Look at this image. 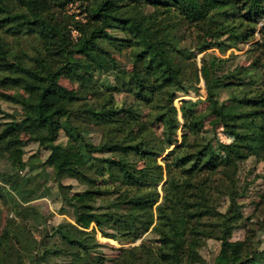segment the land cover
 Here are the masks:
<instances>
[{
  "label": "trees",
  "instance_id": "obj_1",
  "mask_svg": "<svg viewBox=\"0 0 264 264\" xmlns=\"http://www.w3.org/2000/svg\"><path fill=\"white\" fill-rule=\"evenodd\" d=\"M75 1L82 17L66 10ZM263 17L264 0H0V37L8 38L0 41V84L16 87L12 93L0 91V158L9 166L0 171V264H103L102 242L95 233L132 236L144 223L139 211L154 214L170 230L157 231L153 253L141 255L139 264H194L206 234L203 218L223 198L227 209L214 264H264V249L246 236L231 237L241 192L239 164L253 156L264 166V106L254 91L236 94L233 87L239 82L228 80L248 73V67L220 74L227 58L210 52L199 71L194 62L192 73L183 65L195 55L185 46L187 35L197 52L237 47L253 38L257 25L262 31ZM117 44L134 49L126 91L135 100H147L149 93L153 97L145 114L148 126L141 132L134 129L141 114L113 100L114 84L106 86L109 97L94 104L59 82L63 72L71 78L81 71L113 72L117 60L110 49ZM199 72L212 126L222 124L232 137L229 143L207 137L211 128L204 127L205 115L195 114L190 99L181 101L186 118L178 140L174 99L197 89ZM250 84L261 86L264 77ZM220 91L226 96L219 97ZM25 92H34L33 98ZM4 102L11 108H4ZM231 103L236 110L227 108ZM122 112L133 115L131 124L117 119ZM84 121L96 125L99 143L87 138ZM154 121L164 125L165 157L176 169L170 181H163L161 164L139 165L158 154L150 129ZM39 129L44 133L33 134ZM61 130L70 144L58 140ZM29 140L46 150L43 159L27 153ZM112 150L124 158L95 155ZM49 177L56 183L59 209L70 219L47 224L38 237L31 227L47 222L30 201L50 194L49 186H43ZM255 177L264 178V172ZM67 178L81 188L65 183ZM161 181L168 196L158 202Z\"/></svg>",
  "mask_w": 264,
  "mask_h": 264
},
{
  "label": "rangeland",
  "instance_id": "obj_2",
  "mask_svg": "<svg viewBox=\"0 0 264 264\" xmlns=\"http://www.w3.org/2000/svg\"><path fill=\"white\" fill-rule=\"evenodd\" d=\"M94 1V0H93ZM80 3L75 1L66 6V10L69 13L76 14V17H82L80 13ZM264 19V17H263ZM260 26L257 25L255 34L250 41L239 43L237 47L223 46L221 49L218 47H211L203 52L195 51L193 47V37L188 36L185 39V46L194 52L192 59L184 61L183 65L188 66V70L192 73L195 67H201L202 57H205L207 52L215 54L220 58H227L223 67H221L220 74H229L230 71L235 67H245L248 69V73L239 74L228 78V80H237L239 85L234 88V92L240 95H249L254 91V96L258 100V105L264 106V84H250L253 80H258L259 76L264 77V28L259 31ZM117 31H114L116 33ZM72 36L76 37V30L72 29ZM216 39L224 38V35L215 37ZM1 42H8V38L0 37ZM228 44V43H225ZM225 47V48H224ZM111 54L117 60V68L113 72L109 73H96L94 71H81L79 74L71 78L64 72L59 76V82L67 88L76 91L77 96L82 98L83 101H89L97 104L105 98L109 97V92L106 90L107 85L114 84L115 89L111 90L112 98L118 105L127 106L131 104L141 114V119L137 121L134 129L137 132L143 131L147 126L145 114L149 111V104L152 102V94H148L147 100H135L132 93L126 91L124 88L125 83L128 82L133 70L134 61V49L125 45L117 44L113 45L110 49ZM207 56L205 61L207 62ZM138 73L140 76H144L143 68L138 65ZM234 75V74H233ZM246 75L248 77H246ZM246 80V81H245ZM263 82V81H260ZM253 87V89H251ZM196 90H191L188 94L180 97V92L177 93L174 99V114L179 119V128L177 130L178 140L181 139V127L185 123L186 115L181 109V101L183 99H190L194 103L191 105V109L197 115H205L204 127L211 128L210 132L207 133V137L210 139H218L222 144L229 143L232 140L228 134L224 133L223 125L218 124L212 126L213 116L208 115L206 99L205 81L199 72V81L196 83ZM16 90V87L10 83L5 82L0 84V91L12 93ZM249 90H251L249 92ZM21 91V90H20ZM226 91H220L219 97L226 96ZM26 96L33 98L34 92H25ZM80 100H76V103ZM3 107L10 109L11 104L2 103ZM229 110H236L233 103L228 104ZM117 119L125 124H131L133 122V115L127 112L118 114ZM234 118L227 117V121L231 122ZM82 128L88 130L85 134L90 141L95 144L100 141V133L97 131L96 125H91L89 121H84ZM152 135L154 138L155 147L158 150V154L154 156H147L139 162L142 164H153L159 163L163 166V181H170L176 172V169L172 166L170 158H166V153L169 150L165 148V128L164 125L159 121H154L150 126ZM44 133L43 129L36 130L33 132L35 135ZM25 137H29V133L24 134ZM58 140L70 144V140L65 136L61 130ZM26 151L28 154H38L37 156L43 159L46 155V150L38 148L37 143L29 140L26 145ZM224 149L220 152V156L224 159ZM95 155L106 156L111 155L113 157L124 158V154L119 151L112 150L110 152H97ZM9 166L5 159L0 158V171L8 170ZM264 166L262 162H259L256 157L249 156L239 164L237 171L238 176V187L241 190L240 195L237 196L236 201L238 203V215L237 222L232 225L231 237L232 239L248 238L251 245L259 246L264 249V196L261 194L264 192V178H257L256 175L263 174ZM158 186L160 196L158 202H162L165 197L168 196L165 191V186L161 188V184ZM64 182H71L75 186L77 182L74 179H65ZM44 187L50 188V194H44L36 199H32L30 203L38 207L39 211L44 215L46 224L43 226H32L34 234L41 237L45 233V228L48 225L57 224L60 221L69 220L68 214L61 213L60 203L57 201L56 196H53L56 191V183L51 181V177L48 181L43 184ZM78 189L81 186L77 187ZM227 209L226 199H222L221 204L216 207L209 215L203 218L204 232L208 234L204 235L201 245L198 247V254L195 257L194 264H214V259L218 254L220 248V240L218 236L222 234V222L225 219L224 212ZM143 219L142 225L136 229V232L132 236H124L120 239H114L110 237H104L99 232L95 233V237L102 242L100 250L104 253L103 264H139L140 256H147L153 253L155 247V240L158 236L157 231L169 232L167 228L156 216L149 211H139V219ZM46 226V227H45Z\"/></svg>",
  "mask_w": 264,
  "mask_h": 264
},
{
  "label": "crops",
  "instance_id": "obj_3",
  "mask_svg": "<svg viewBox=\"0 0 264 264\" xmlns=\"http://www.w3.org/2000/svg\"><path fill=\"white\" fill-rule=\"evenodd\" d=\"M67 179H70V178H67ZM66 183H71V182H66ZM71 184H73V183H71ZM73 185H74V184H73ZM77 187H78L77 184H76V186L74 185V188L78 189Z\"/></svg>",
  "mask_w": 264,
  "mask_h": 264
}]
</instances>
